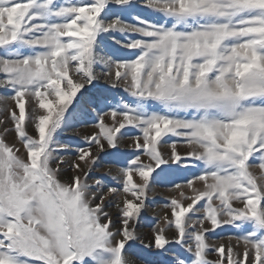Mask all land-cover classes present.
<instances>
[{"label": "snow or ice", "instance_id": "obj_1", "mask_svg": "<svg viewBox=\"0 0 264 264\" xmlns=\"http://www.w3.org/2000/svg\"><path fill=\"white\" fill-rule=\"evenodd\" d=\"M0 90V264H134L136 241L146 264H264V0H0ZM89 118L82 145L59 139ZM133 131L117 186L90 182ZM173 166L191 178L145 244Z\"/></svg>", "mask_w": 264, "mask_h": 264}, {"label": "rangeland", "instance_id": "obj_2", "mask_svg": "<svg viewBox=\"0 0 264 264\" xmlns=\"http://www.w3.org/2000/svg\"><path fill=\"white\" fill-rule=\"evenodd\" d=\"M135 15H142L143 17H148L151 15L150 11H138L133 14ZM155 18V17H153ZM130 22H132V17L129 18ZM105 45L108 49L111 50V41L110 39H106ZM135 50L129 49H120L117 53L120 56L125 58H134L133 53ZM138 54V53H137ZM100 90L104 92L105 95L111 97L115 95L117 99L121 96L126 95L122 92V90L111 89L109 85L106 84L104 80L99 82ZM3 90H0L2 93ZM7 105L9 107H13L14 104L11 100H8ZM93 124L94 120L91 118L87 119L86 121H82L75 125L74 130L72 131H65L62 132L59 136V139L62 142H69L73 145H82L83 144V137L90 135L93 131ZM30 134L32 133V129L29 128ZM78 132V135L75 133ZM136 135L135 131L127 132L125 134V138L123 143L120 146V151L123 155L116 156V157H102L100 162L96 165L93 169L92 176L90 178V182L97 179L102 178L106 184H110L111 186H117L116 181H112L110 176H115L118 174V169L121 165L117 163V160H127L130 158V153L132 149L129 148V145L133 143V137ZM7 139L11 142L14 139V133H10L7 136ZM171 141H168L165 145H163V154L165 158H167L169 154ZM179 150L183 153L185 151V146L182 143L178 144ZM142 160L147 162V158L142 156ZM192 172L191 171H183V170H176L175 166L173 169L168 170L167 172L161 173L160 176L156 177V180L153 182L152 190L148 193L149 200L147 202L146 208L143 210V213L139 219L136 231L140 234L141 239L144 240V243H148V239L151 237L153 228L157 224V220L161 218L166 211L165 203L168 199L174 195H178L172 188L171 185L174 183H183L185 178H191ZM106 191V189H105ZM115 216L116 209H110ZM231 229L224 228L218 229L215 235L211 238V243L219 244L220 242L227 243L228 235L230 234ZM173 234V230H169L168 236L171 237ZM234 234V233H233ZM153 250L145 248L143 245L140 244L139 241H136L134 244L131 245L130 248L127 250V255L130 259L134 261V264H146L147 260L155 259L151 256V252ZM216 254H210L209 259H216Z\"/></svg>", "mask_w": 264, "mask_h": 264}]
</instances>
